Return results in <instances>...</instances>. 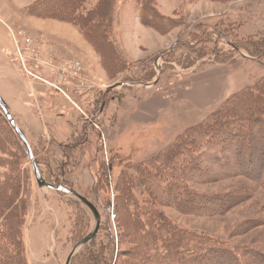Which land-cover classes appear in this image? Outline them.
I'll use <instances>...</instances> for the list:
<instances>
[{"label":"rangeland","instance_id":"1","mask_svg":"<svg viewBox=\"0 0 264 264\" xmlns=\"http://www.w3.org/2000/svg\"><path fill=\"white\" fill-rule=\"evenodd\" d=\"M32 1L27 0L26 6ZM147 4H152L150 8L155 9L158 17L155 22L162 26L159 31L140 21L141 4L134 0H115L109 38L117 56L110 76H106L97 53L75 26L49 19L57 26L51 29L52 32L76 45L78 52L70 57L46 58L40 52L41 40L4 23L11 39V54L13 38H32L40 59H77L84 68L79 82L64 86L66 95L73 102L45 84H41L45 99L43 96L38 100L33 98L37 108L36 103L39 106L47 103L53 115L58 114V110H54L56 100H61L68 107L64 108L66 113L72 115L64 113V119L56 115L55 120H51V130L45 131L47 133L35 132V125L27 119L26 112L15 108L21 127L29 135L27 127L33 131L29 144L45 181L53 186L73 188L92 202L100 214L97 235L86 242L85 247V244L78 247L68 264H141L139 257L147 237L138 239L129 229L134 219L130 214H124L131 206L121 191L123 175L131 176L130 186L137 204L148 205V194L142 192L144 179L137 172L144 169L150 159L157 173L153 182L161 185L167 169L161 170V164L156 165V155L178 133L201 120L221 102L199 115L179 101L183 94L180 96L177 92L182 93L189 84L196 85L198 92L197 89L212 78L213 84L225 78L232 87L231 94L256 82L264 74V56L260 59L250 57L255 54L251 44L264 40V0H147ZM33 57L28 60L31 69L38 74L45 72L42 66L35 67L38 61ZM14 63L30 83L40 82L24 74L19 62ZM91 69L92 77L89 76ZM122 81L133 83L123 84ZM151 85L150 90L159 89V96L170 100L177 110L173 109V115H170L172 111L162 108L158 103L160 97L156 98L144 106L146 110L155 108L154 120L141 123L137 121L139 116L150 117L151 111L146 114L140 109L137 111L133 100H139L141 90L147 92L146 87ZM110 86L113 88L108 90ZM65 118L70 120L67 124L62 123L63 120L67 122ZM102 164L107 168L105 174L100 171ZM208 167L209 171L190 174L191 181L185 182L187 188L183 191L170 193L174 199L183 202L201 196L218 199L216 204L222 209L220 213L208 215L191 212L182 205L179 209L155 200L150 202L165 218L192 233L191 240L200 235L214 238L211 241H224L225 249L228 245L247 249L251 253L244 255L245 260L256 259V264H261L264 259V184L252 182L246 176H219L221 173L216 172V166L209 162ZM0 176L9 177L7 187L15 189L18 203H24L25 210L20 213L19 221L26 263L65 264L76 240L94 227L93 214L73 195L38 186L30 160L1 113ZM162 200H167L165 194ZM125 208L127 211L124 212ZM6 209H1L0 216L8 214ZM145 212L152 213V210ZM141 217L149 216L141 214ZM111 233L114 245L109 238ZM13 242L8 236H0V246ZM216 244H209L211 252L221 245L214 246ZM147 251L149 256L145 255V264H167V259L162 257L166 254L162 247L157 251L159 256L153 247ZM153 253L155 257L150 256ZM255 253L257 257L252 258ZM93 257L96 261L92 263ZM175 260L172 257L168 263L174 264ZM199 263L196 261L195 264Z\"/></svg>","mask_w":264,"mask_h":264},{"label":"trees","instance_id":"2","mask_svg":"<svg viewBox=\"0 0 264 264\" xmlns=\"http://www.w3.org/2000/svg\"><path fill=\"white\" fill-rule=\"evenodd\" d=\"M134 1L143 7V13L140 17L143 24L157 30L162 27L160 26L161 23L155 22L158 17L154 7L150 8L152 4L147 6V0ZM114 3L115 0H93L92 2L89 0H33L26 6L25 11L28 16L37 19H51L78 28L83 38L100 58L106 76H110L109 72L115 65L117 56L114 44L109 38ZM251 50L255 52V54L250 55L254 59H260L264 56V40L260 39L252 43ZM256 51L258 52L256 53ZM128 82L133 83V81H122L123 84ZM0 113L26 154L22 142L5 118L1 108ZM13 118L15 120L14 116ZM225 153L228 154L226 158L224 157ZM156 156V165L160 166L161 164L159 167L161 170L167 169L163 173L161 185L153 182L157 173H155L156 166L150 159L146 161L144 169L137 172L141 175L140 178L144 179L142 192L148 194L149 200L146 201L148 205L137 204V200L133 196V189L130 186L131 176L129 174L123 175V181H121V191L124 198L129 199V206H131L128 208V212H125L127 208L124 209V214H130L134 219L129 224V229L138 239L147 237L143 240L144 247L141 245L142 252L139 257L141 264L146 262L145 255L149 256L147 251L149 247H153L155 254H157L159 247H162L166 251L162 257L167 259V264H170L168 261L172 257L176 259L174 264H195L196 261H200L199 264H234L236 262L239 264H256V259L245 260L244 255L250 256L251 253L247 249L241 250L240 247L228 244L229 247L225 249L224 241H217V239L211 241L214 238L201 237L200 235L191 240L192 233L188 232L186 228L177 226L170 218H165L162 211L154 208L150 201L155 200L159 204H166L179 209H181L179 206L182 205L190 208L189 211L191 212L195 211L208 215L220 213L222 209L219 204H216L218 199H206V196H201L190 198L189 202L187 200L183 202L174 199L170 193L171 191H183L184 188H187L185 182L191 181L190 174H195L194 172L201 170L209 171V167L207 169L209 162L216 166V172L221 173L219 176H246L252 182L264 184V74L256 82L226 96L205 117L178 133L176 138L159 151ZM106 170L105 164H102L100 171L105 174ZM0 179H5V181H0V195L2 196L0 198V212L1 209H6L7 205H11L9 209H6L8 214L3 213L0 216V236H8L14 241L9 245L0 246V264H27L23 237L20 233V225L22 224L19 221L20 213L25 210L24 203H20V201L18 203V199L15 197V189L7 187L9 177L0 176ZM10 185L13 187L14 182ZM164 194L167 196V200H162ZM15 203H18L17 206L12 207ZM145 209L152 210V213L145 212ZM9 210H11L10 215ZM141 214L156 220L152 221L149 217H141ZM145 218L146 221L143 220ZM87 233L88 231L80 236L76 242ZM14 238L19 240L20 244H17L19 241ZM109 238L111 244L114 245L112 233ZM206 240L209 243H206ZM190 241L192 242L190 243ZM215 242L217 244L214 246L221 245L215 247L211 252L209 244ZM155 254H150V256L155 257ZM257 255V253L253 254L252 258L257 257ZM157 256L159 255L157 254ZM146 258L148 259V257ZM94 259L95 257L92 258V263L96 261ZM261 264H264V259H262Z\"/></svg>","mask_w":264,"mask_h":264},{"label":"crops","instance_id":"3","mask_svg":"<svg viewBox=\"0 0 264 264\" xmlns=\"http://www.w3.org/2000/svg\"><path fill=\"white\" fill-rule=\"evenodd\" d=\"M26 4L27 0H0V96L5 101L7 108L12 116L15 117L16 123L24 132L28 142L31 143L30 137H32L31 133H33V131L32 129H30V127H27L29 129L28 131L30 132L29 135L27 131L23 127H21L15 116V108L24 110L26 112L27 119L35 125V132L47 133L45 131H48L49 129L51 130V120L53 122L56 117L64 119L63 114L66 113L64 108L68 107L63 101L56 100L57 108L54 109L58 110V114H56V116L53 115V112L51 113L50 106H48L47 103H40V106L39 103H36L39 108L35 106V100L33 98H35L36 100H38L40 96H43L44 98V96L46 95L45 89L41 87L40 83H30L25 77L20 74L21 72H19L15 68L16 64L14 63V59H12L11 54V39L6 27H4V23L16 28L17 31H24L29 35H32L41 40L42 43L40 52L43 57H70L75 56L78 51L76 45H72L68 40L61 38L60 35H56L54 31L52 32L51 29L57 27L55 26V22H51L49 19L42 20L32 16H28L25 11ZM96 65L99 66L98 63ZM89 73V76L92 77L93 70L91 69ZM208 82L209 83H206L204 87L201 85V87L197 89L198 92L195 88L196 85L189 84L185 88V90H182V93L177 92L180 96L181 94H183L182 99L179 101H183L182 104L186 105V108H191L200 115L201 112H206V110L213 108L214 105L222 101L226 96L230 94L229 92H231L232 87H230V84H228L225 78L220 79V83L218 84H213V78ZM146 88H148L149 90L147 89V92H143L144 90H141V96H139L140 99L133 100L135 101L133 106H137V111L140 109V111L144 114L151 111L150 117L145 118L144 116H139V120H137L138 122L148 124L154 120V116H156V114L154 107H150L151 109L147 108L146 110L144 108V106H146L145 103L150 105L151 100L160 97L158 94L160 92L158 91L159 89L157 91L150 90L152 88V85ZM31 94H33L34 96H31ZM192 95L194 96L192 97ZM158 103H160V106L162 108H166L167 111H172L175 108L177 110V106L175 107L173 103H171V101L168 99L164 100L160 97ZM173 111L172 113H170V115H173ZM67 115L70 116L71 114L68 113ZM151 118L153 119L151 120ZM66 121L67 122L63 120L62 123L67 124L70 120Z\"/></svg>","mask_w":264,"mask_h":264},{"label":"built area","instance_id":"4","mask_svg":"<svg viewBox=\"0 0 264 264\" xmlns=\"http://www.w3.org/2000/svg\"><path fill=\"white\" fill-rule=\"evenodd\" d=\"M13 41L14 51L12 56L14 61L20 63L19 65L21 71L28 77L39 80L40 82L38 83L53 87L55 90L61 92L68 100H70L64 91V86L70 84L74 85V83L79 82L81 73L84 71L81 61L77 59L42 60L39 58L37 48H35L32 38H13ZM33 55L34 60L38 61V64H35V67L40 65L44 68L45 72L41 73L42 75L40 73H36L35 70L33 71L29 66L28 60ZM70 101L73 102L72 100Z\"/></svg>","mask_w":264,"mask_h":264},{"label":"water","instance_id":"5","mask_svg":"<svg viewBox=\"0 0 264 264\" xmlns=\"http://www.w3.org/2000/svg\"><path fill=\"white\" fill-rule=\"evenodd\" d=\"M113 88V86H110L108 88L111 89ZM0 108L4 113L5 118L7 119V121L9 122V124L11 125L12 129L15 131L16 135L18 136V138L20 139V141L23 144L24 150L26 151V154L28 156V159L30 160V164L32 167V171L33 174L35 176L36 182L38 184L39 187H48L51 189H54L56 191L59 192H63V193H67L70 195H73L74 197H76L77 199H79L81 202H83L84 204L87 205V207L90 209V211L93 214L94 217V227L92 228V230L89 231V233H87L83 238H81L79 241H77L72 250L70 251L65 264L69 263V260L71 258V256L73 255L74 251L80 247L81 245L85 244L86 242H88L89 240H91L97 233L99 226H100V214L97 210V208L94 206V204L92 202H90L86 197L82 196L81 194H79L76 190H74L73 188L70 187H66L63 185H59V186H53L52 184L48 183L45 181V179L42 177L41 172L39 171L38 165H37V161L36 158L32 152L31 146L24 134L23 131H21V129L19 128V126L17 125V123L15 122L13 116L11 115V113L9 112L7 105L5 103V101L3 100V98L0 96Z\"/></svg>","mask_w":264,"mask_h":264},{"label":"bare ground","instance_id":"6","mask_svg":"<svg viewBox=\"0 0 264 264\" xmlns=\"http://www.w3.org/2000/svg\"><path fill=\"white\" fill-rule=\"evenodd\" d=\"M5 27V26H4ZM58 92V91H57ZM16 122V121H15Z\"/></svg>","mask_w":264,"mask_h":264}]
</instances>
